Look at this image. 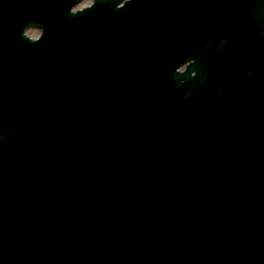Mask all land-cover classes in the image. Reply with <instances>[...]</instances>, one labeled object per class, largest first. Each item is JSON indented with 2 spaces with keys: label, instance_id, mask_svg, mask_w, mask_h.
<instances>
[{
  "label": "bare ground",
  "instance_id": "1",
  "mask_svg": "<svg viewBox=\"0 0 264 264\" xmlns=\"http://www.w3.org/2000/svg\"><path fill=\"white\" fill-rule=\"evenodd\" d=\"M261 1L264 2V0H261ZM251 4L245 3V4H242L241 6H239L238 8L233 9L229 13L230 18L232 20L236 19L238 17V15L243 10H245L248 6H250ZM244 16H245V18L249 22L248 23L249 27H254L255 29L258 30L263 25L264 19L260 16V13H259V3L256 6L247 9L245 11V13H244ZM261 32L264 33V31H261ZM252 36H253V34L249 37V39H251ZM183 38H184V36L182 35L181 36V39L183 40ZM191 38H192V41L190 42V44L195 45L194 38L193 37H191ZM199 46L200 47L203 46V43H199ZM194 56H195V54H193L190 58H186V59L189 60V61H191V62H193V63H195V64L202 63L204 70H206L208 72H212V73H215L216 72L213 69L207 67L208 62L205 61V59L207 57L202 56V57H200V59L198 61L197 59L196 60L194 59ZM242 85L245 86L244 84H242ZM221 86H229V79H226L225 81H221ZM198 92H199V90H198ZM147 93H148V91H147ZM162 95L164 96V94L161 93V96ZM243 98L244 97H241V99H243ZM247 102H250V99L249 98L247 100H245V103H247ZM194 105L197 108L199 107V105H197L196 103H194ZM241 109L242 108L239 109V112L240 113L239 112L232 113L233 122L236 125L239 124V122L242 121L241 114H242L243 111ZM257 120L258 119L251 120L250 117L246 116V119L243 120L241 122V124H239V125L236 126V128L241 129V130H244L245 135H242L241 137L238 138V139L241 140L242 143H244V144H251V143L255 142V140H257L258 142H260L264 146V133L261 134V135H259V134L257 135L255 133V132L262 133L263 132L262 126L259 125V124L252 123V122L257 121ZM243 122L250 126L248 130L245 129V128H243V127H241V125L244 124ZM206 136H207L206 138H208L209 135L206 134ZM260 190H263V193H264V188H260ZM248 195H249V193H248ZM259 195H260V198H263L264 197L261 194H259ZM158 213H161V212H158ZM159 216H160L159 214H156L155 218L156 219H159ZM249 225L251 227L254 226V225H251L250 223H249ZM116 239H117V236L116 235H113L112 236V240H116ZM97 244H101L102 246L105 247V249H104V251H105L104 252V256L107 257L108 259L110 258V256L112 257L114 255L115 256V260H116V258L122 260V259H125L128 256V253L129 252L133 253L134 254V257H137V258H143V256L145 255L142 246H140L138 244H135V243L132 244L131 251L126 250L124 252H119V253L118 252H115L113 250V247L111 245L107 247V244H108V236H102V238H99L98 241H97ZM241 255H242V258H244V257H247V256H251V253H243ZM229 264H241V262L240 261L238 262L235 259L234 260H231L230 259Z\"/></svg>",
  "mask_w": 264,
  "mask_h": 264
},
{
  "label": "water",
  "instance_id": "2",
  "mask_svg": "<svg viewBox=\"0 0 264 264\" xmlns=\"http://www.w3.org/2000/svg\"><path fill=\"white\" fill-rule=\"evenodd\" d=\"M77 1H79V0H73V1H71L69 7L72 6L74 3H76ZM99 1H101V0H96V2H99ZM114 1L117 3V2H119L120 0H114ZM25 37H27V36H25ZM3 57H7V54H5V56H3ZM10 71H14V70H10L9 68H6V64H3L2 66H0V76L3 78V81L9 80V78L12 76V73H11ZM3 104H4V100H0V111L4 110V109H2ZM3 159H4V158H0V160H3ZM217 203H218V202L215 201L214 204H213V207H215V205H216L215 208H220V207L217 205ZM0 217H1V218H4V217H5V216H4V213H2V214L0 215ZM223 224H224V223H223ZM229 227H230V226H229Z\"/></svg>",
  "mask_w": 264,
  "mask_h": 264
},
{
  "label": "rangeland",
  "instance_id": "3",
  "mask_svg": "<svg viewBox=\"0 0 264 264\" xmlns=\"http://www.w3.org/2000/svg\"><path fill=\"white\" fill-rule=\"evenodd\" d=\"M93 2V0H82L78 3V5H76L75 9H79L81 7L90 5ZM27 32L33 36V37H38L41 34V29H39L38 27H30Z\"/></svg>",
  "mask_w": 264,
  "mask_h": 264
}]
</instances>
